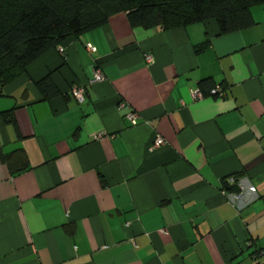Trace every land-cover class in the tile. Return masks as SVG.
<instances>
[{
	"label": "crops",
	"instance_id": "1",
	"mask_svg": "<svg viewBox=\"0 0 264 264\" xmlns=\"http://www.w3.org/2000/svg\"><path fill=\"white\" fill-rule=\"evenodd\" d=\"M251 14L254 26L220 34L213 20L145 29L117 13L2 87L0 264H257L264 5ZM95 67L104 79L90 83Z\"/></svg>",
	"mask_w": 264,
	"mask_h": 264
},
{
	"label": "trees",
	"instance_id": "2",
	"mask_svg": "<svg viewBox=\"0 0 264 264\" xmlns=\"http://www.w3.org/2000/svg\"><path fill=\"white\" fill-rule=\"evenodd\" d=\"M263 5L264 0H0V90L66 38L102 27L117 13H125L132 27L169 30L213 20L220 34H229L254 26L251 10ZM38 86L46 91L49 79ZM257 251L259 264L264 255L257 259Z\"/></svg>",
	"mask_w": 264,
	"mask_h": 264
},
{
	"label": "built area",
	"instance_id": "3",
	"mask_svg": "<svg viewBox=\"0 0 264 264\" xmlns=\"http://www.w3.org/2000/svg\"><path fill=\"white\" fill-rule=\"evenodd\" d=\"M86 49L88 51H93L94 49L90 46V45H86ZM58 52L62 55L63 54V49H58ZM145 61L146 63L150 64L152 63L153 59L152 56L150 54H146L145 55ZM104 79L103 74L101 72V69L99 67H95L93 69V78L90 81V83L93 82H100ZM223 90L219 87L213 88L209 91V96H221L223 94ZM71 96L76 99L79 102H82L84 100V88H73L71 90ZM204 94L200 91H195L192 94V99H201L203 98ZM118 109L122 110L124 109L126 112L124 114V118L132 125H136L137 124V119H138V115L129 107L126 106V104L124 102H120L118 104ZM100 135L97 136V138ZM164 140L161 137H156L155 140L153 141L151 147H150V151H153L161 146L164 145ZM231 182L234 183L233 179H231ZM235 184L237 185L238 189H239V193H235L232 195H229V198L231 200V203L233 205H236V203L240 202L243 195H244V188L241 182H235ZM249 246L251 245V243H248ZM264 255L263 251H257V259L261 258ZM258 261V260H257Z\"/></svg>",
	"mask_w": 264,
	"mask_h": 264
}]
</instances>
